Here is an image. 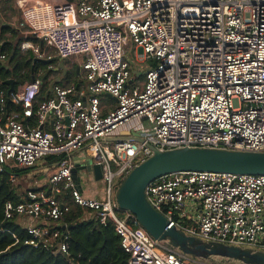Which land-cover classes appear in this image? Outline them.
Masks as SVG:
<instances>
[{"label": "built area", "instance_id": "built-area-1", "mask_svg": "<svg viewBox=\"0 0 264 264\" xmlns=\"http://www.w3.org/2000/svg\"><path fill=\"white\" fill-rule=\"evenodd\" d=\"M18 3L21 39L12 43L31 58H52L47 48L61 59L77 56L90 85L58 78L43 90L38 75L10 90L0 79V173L9 160L33 167L60 157L42 183L23 176L30 185L20 202L6 203L5 219L27 230L26 243L68 256L66 217L78 205L91 211L86 218L114 224L128 264H218L153 238L132 213L123 215L116 194L155 149L264 152V0ZM79 152L101 165L102 198L87 195L82 168L76 182ZM20 178L10 172L12 182ZM146 197L189 235L264 250V174L177 172L150 182Z\"/></svg>", "mask_w": 264, "mask_h": 264}, {"label": "water", "instance_id": "water-1", "mask_svg": "<svg viewBox=\"0 0 264 264\" xmlns=\"http://www.w3.org/2000/svg\"><path fill=\"white\" fill-rule=\"evenodd\" d=\"M33 58V56H32ZM56 57L48 59L33 58L34 63L50 64ZM60 68L66 73L64 61L59 62ZM80 76V65L76 66ZM34 74L32 79H34ZM44 75L43 78H45ZM14 89V79L4 81ZM123 134H128L123 131ZM119 137H110L117 139ZM73 169L76 182H79L78 168L90 173L95 179H102V167L91 161L85 165H76ZM183 171H211L231 174H264V152L236 151L212 148H178L159 151L146 161L137 165L120 183L117 189V201L121 209L132 213L140 225L156 240L165 241L171 247L184 254L210 260L218 264H264V250L229 245L214 241H205L194 235L187 234L176 225H171L167 217L157 211L146 197L147 185L164 175ZM65 228V227H64Z\"/></svg>", "mask_w": 264, "mask_h": 264}, {"label": "trees", "instance_id": "trees-1", "mask_svg": "<svg viewBox=\"0 0 264 264\" xmlns=\"http://www.w3.org/2000/svg\"><path fill=\"white\" fill-rule=\"evenodd\" d=\"M16 32L21 36L19 31ZM31 38L34 39L33 36ZM20 39L21 37L17 41ZM4 49L9 51L10 59L8 64L0 63V79H14L15 88L32 80L34 74L35 77L46 75L44 90L49 85L50 74L57 70L62 75L58 83H66L65 80L71 76L78 81L75 69H67L64 73L55 60L50 64L34 63L30 55L23 54L12 41L6 42ZM54 64L56 65L53 68ZM47 158L48 163L52 164L60 157L50 155ZM21 186L22 183L10 180V172L7 169L0 173V264H128L130 255L124 250L121 236L115 230L114 224L109 222L102 225L95 218H86V215L90 216L91 211L78 205H73L66 217L70 235L68 256L26 243L31 239L27 230L17 220L5 219L6 203L21 201Z\"/></svg>", "mask_w": 264, "mask_h": 264}, {"label": "rangeland", "instance_id": "rangeland-1", "mask_svg": "<svg viewBox=\"0 0 264 264\" xmlns=\"http://www.w3.org/2000/svg\"><path fill=\"white\" fill-rule=\"evenodd\" d=\"M22 17L23 15L21 13V9L17 0H0V43L14 41L21 37L19 34H17L16 30L18 29L17 31H19V33L21 32L18 23L22 21ZM33 38L35 39L36 36L34 35ZM47 51L52 57H56V63L64 61L66 69H70L73 71L77 65H80L81 59H78L77 56H71L66 59H61L57 57L53 48H47ZM6 64H8V62H6ZM55 65L56 64H54V66L52 67L54 68ZM61 76V72L57 70L50 74L49 80H53L58 77L61 78ZM134 78H136V75H134ZM77 80L82 84L83 87L89 88L90 81L84 78L82 70ZM72 81H76L74 76H71L69 79L65 80L66 83H70ZM102 103L115 105L116 102L114 99H110L108 96H102ZM140 123L145 128H150L151 126V124L146 120H141ZM47 159V157L40 159L37 165L33 167L18 166L15 161L9 160L5 163V168L9 172H17L20 176H22V178H20L16 182L22 183L21 188H24V186L27 187L28 185H30L29 181H25L23 179V176L25 175L33 177V175L36 174L39 178H41L40 182H43L42 179H44V174H46L49 169ZM83 179V186L85 191L87 192V195L99 196L100 198L103 197V189L105 188L103 180H96L86 171L83 173ZM122 212L123 215L129 213V211L125 210H122Z\"/></svg>", "mask_w": 264, "mask_h": 264}, {"label": "crops", "instance_id": "crops-1", "mask_svg": "<svg viewBox=\"0 0 264 264\" xmlns=\"http://www.w3.org/2000/svg\"><path fill=\"white\" fill-rule=\"evenodd\" d=\"M21 13H22V11H21ZM74 160L79 161L81 165H85V164L90 162V159L88 157H86V155L84 153H81V152L74 154Z\"/></svg>", "mask_w": 264, "mask_h": 264}, {"label": "flooded vegetation", "instance_id": "flooded-vegetation-1", "mask_svg": "<svg viewBox=\"0 0 264 264\" xmlns=\"http://www.w3.org/2000/svg\"><path fill=\"white\" fill-rule=\"evenodd\" d=\"M75 70H76V68H75ZM80 74H81V69H80Z\"/></svg>", "mask_w": 264, "mask_h": 264}]
</instances>
